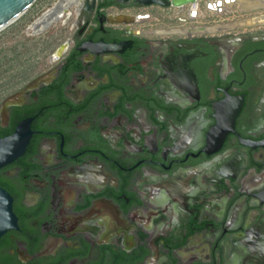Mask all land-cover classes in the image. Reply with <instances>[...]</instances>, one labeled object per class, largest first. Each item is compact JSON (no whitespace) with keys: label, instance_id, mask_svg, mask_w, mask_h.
I'll return each instance as SVG.
<instances>
[{"label":"flooded vegetation","instance_id":"flooded-vegetation-1","mask_svg":"<svg viewBox=\"0 0 264 264\" xmlns=\"http://www.w3.org/2000/svg\"><path fill=\"white\" fill-rule=\"evenodd\" d=\"M69 2L30 27L72 15L50 66L0 100V138L31 131L0 168V264H264V15L165 30L143 10L171 7Z\"/></svg>","mask_w":264,"mask_h":264},{"label":"rangeland","instance_id":"rangeland-1","mask_svg":"<svg viewBox=\"0 0 264 264\" xmlns=\"http://www.w3.org/2000/svg\"><path fill=\"white\" fill-rule=\"evenodd\" d=\"M58 0H35L28 10L13 23L0 31V100L39 75L49 65V57L57 45L71 33V20L63 17L40 34H33L31 25ZM230 14L217 15L207 9L204 1L199 2L198 17L192 18L188 8H146L152 20L142 27L169 30L188 27L225 25L252 16L264 15V9L242 12L239 3L223 4ZM72 14L73 8L67 10Z\"/></svg>","mask_w":264,"mask_h":264},{"label":"water","instance_id":"water-1","mask_svg":"<svg viewBox=\"0 0 264 264\" xmlns=\"http://www.w3.org/2000/svg\"><path fill=\"white\" fill-rule=\"evenodd\" d=\"M127 2L128 0H123ZM204 1L207 9L212 11V8L218 7L220 3H234L235 0H171L168 3H163L162 0H134L135 4L143 7L158 5L160 7H171L182 11L185 7L188 8L190 16L194 15L198 10L199 2ZM34 0H0V31L21 17ZM193 18V17H192ZM110 23L119 25L136 24L135 17L127 14H118L110 17ZM63 51L61 47L54 57L60 56ZM46 76H39L31 81L25 89H33L38 85L46 82ZM20 99V93L10 96L5 100L0 109V117L5 124L9 118V107L17 105ZM31 131L29 121L19 122L12 134L0 138V168L13 162L21 157L29 143ZM16 228V217L12 211V198L10 195L0 188V237L8 230Z\"/></svg>","mask_w":264,"mask_h":264},{"label":"bare ground","instance_id":"bare-ground-1","mask_svg":"<svg viewBox=\"0 0 264 264\" xmlns=\"http://www.w3.org/2000/svg\"><path fill=\"white\" fill-rule=\"evenodd\" d=\"M236 1L237 0H235L234 2H236ZM257 2H258V4H257L258 7L259 6L262 7L264 5V0L257 1ZM232 3H229V4H232ZM252 3H253L252 1L250 3H247L245 1H241V10L243 11V9H245L247 7H248L247 8L248 10H251V7L250 6H252ZM69 4H70L69 0H61L58 4H56V6L52 10L48 11L45 15H43V17L41 18V20L44 21V22H41L39 25L33 27L34 28V31L35 32H39V31L43 30L44 28L46 29L48 26H50V24L52 23V20H53L52 19L53 15L62 12L64 9H66L69 6ZM220 4H221L220 5L221 10L219 11V9H218L217 6L215 8L213 7L212 8L213 13H215L217 15H220V14H222L224 12H229L228 9H226V8L223 7V4L222 3H220ZM254 5H255V2H254ZM263 20H264L263 17H260L258 19V21H263Z\"/></svg>","mask_w":264,"mask_h":264},{"label":"built area","instance_id":"built-area-1","mask_svg":"<svg viewBox=\"0 0 264 264\" xmlns=\"http://www.w3.org/2000/svg\"><path fill=\"white\" fill-rule=\"evenodd\" d=\"M219 11L221 10L220 6H218Z\"/></svg>","mask_w":264,"mask_h":264}]
</instances>
